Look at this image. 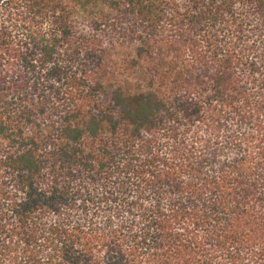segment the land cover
<instances>
[{
	"label": "trees",
	"instance_id": "trees-1",
	"mask_svg": "<svg viewBox=\"0 0 264 264\" xmlns=\"http://www.w3.org/2000/svg\"><path fill=\"white\" fill-rule=\"evenodd\" d=\"M0 264H264V0H0Z\"/></svg>",
	"mask_w": 264,
	"mask_h": 264
}]
</instances>
